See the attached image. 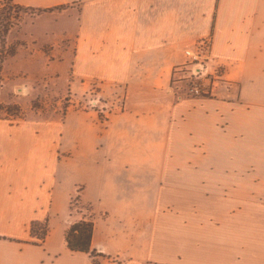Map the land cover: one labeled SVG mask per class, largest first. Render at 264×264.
I'll use <instances>...</instances> for the list:
<instances>
[{
    "label": "crops",
    "instance_id": "crops-1",
    "mask_svg": "<svg viewBox=\"0 0 264 264\" xmlns=\"http://www.w3.org/2000/svg\"><path fill=\"white\" fill-rule=\"evenodd\" d=\"M6 3L26 11L37 66L18 82L2 63L1 105L67 52L66 93L106 102L0 117V264H264V0H0V14ZM196 49L214 81L182 98L176 70ZM251 162L252 200L237 198L224 179ZM81 220L90 248L71 252Z\"/></svg>",
    "mask_w": 264,
    "mask_h": 264
},
{
    "label": "rangeland",
    "instance_id": "rangeland-1",
    "mask_svg": "<svg viewBox=\"0 0 264 264\" xmlns=\"http://www.w3.org/2000/svg\"><path fill=\"white\" fill-rule=\"evenodd\" d=\"M25 12V9L6 3L4 4L0 14V71L3 63V68L6 71L5 74L8 76V78L18 82L27 80V77L30 78L32 69H36L37 66L35 62L31 64L29 60V50L26 49L25 44H23L26 38L25 22L21 19L24 17ZM10 28L11 35L9 36V40L11 45L6 47L5 39L4 37L1 39V35L2 32L5 30L8 31ZM12 51L13 53L17 51L18 54L14 55V59H7V57L11 55ZM57 52V50L53 51V53ZM65 54L67 56L66 62H61L59 64L56 62H50L47 68V76H44L43 79L39 80V84L35 86L36 91L28 95H24L25 90L19 91L17 92V97L20 99L14 101L15 103L12 102L7 105L0 104V117H6L14 120L25 118L37 120H57L62 116L67 107L75 105L79 108H83L91 106V103L94 106L96 105V110L99 111L100 105H105L106 99H73L70 94L66 93L70 69L68 64L70 54H68V52ZM45 70L46 68L43 67V71ZM186 71L187 70H183L184 73ZM176 75L177 76L174 81L176 88L173 90V92L179 96H182V98H189L190 96L184 93L183 88L181 90V86L184 83L181 77H183L185 74L176 72ZM0 80H2L1 76ZM213 81V77H210L207 81H205L206 85L207 83L209 84V91H207L208 94H206V96H208L210 93ZM109 100L111 99H107V101ZM99 101H102L103 103L100 104ZM95 102H97V104ZM115 103L116 104L113 106L112 103L110 106L108 105V107H102L103 111H105L100 112L102 117H104V115L106 116V114L108 115L113 109L118 108L121 101L119 100ZM234 176V178H225V185L227 186L234 184L235 186L239 187V190H235L234 195L237 198L252 200V162L251 165H246V163L242 164V166H240L239 177L237 173L234 174ZM76 192L78 193H76L75 198L72 200V210L82 212L84 218L87 216V213L84 212L87 207L85 206L84 209L82 206L78 205L79 189ZM42 225L43 224L40 223V227ZM93 255H95V253H93Z\"/></svg>",
    "mask_w": 264,
    "mask_h": 264
},
{
    "label": "built area",
    "instance_id": "built-area-1",
    "mask_svg": "<svg viewBox=\"0 0 264 264\" xmlns=\"http://www.w3.org/2000/svg\"><path fill=\"white\" fill-rule=\"evenodd\" d=\"M184 56L186 57V64L183 68L176 70V72L185 74L181 77L184 81L181 90L183 88L184 93L190 97L206 96L208 94L207 91H209V84L207 83L206 85L205 81L212 77V75L206 63L201 60L202 55L200 50H184ZM183 70L187 71L184 73ZM175 88L176 85L172 89ZM98 254L99 252L96 251L95 255L97 256Z\"/></svg>",
    "mask_w": 264,
    "mask_h": 264
},
{
    "label": "trees",
    "instance_id": "trees-1",
    "mask_svg": "<svg viewBox=\"0 0 264 264\" xmlns=\"http://www.w3.org/2000/svg\"><path fill=\"white\" fill-rule=\"evenodd\" d=\"M6 33V30L2 32L1 39L2 37H5ZM70 210H72V206H70ZM30 230L34 237L42 240L46 232V226L40 227L39 223L34 222L32 223ZM92 230L93 224L89 220H81L71 224L65 231L64 235L67 249L71 252H88L91 243Z\"/></svg>",
    "mask_w": 264,
    "mask_h": 264
},
{
    "label": "water",
    "instance_id": "water-1",
    "mask_svg": "<svg viewBox=\"0 0 264 264\" xmlns=\"http://www.w3.org/2000/svg\"><path fill=\"white\" fill-rule=\"evenodd\" d=\"M22 90H26V89H24V88H20V89H18V91H22Z\"/></svg>",
    "mask_w": 264,
    "mask_h": 264
}]
</instances>
